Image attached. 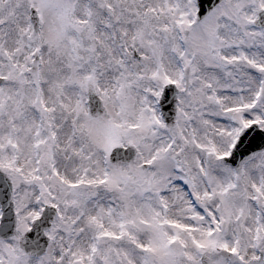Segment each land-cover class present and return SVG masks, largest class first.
<instances>
[{
    "label": "snow or ice",
    "instance_id": "obj_1",
    "mask_svg": "<svg viewBox=\"0 0 264 264\" xmlns=\"http://www.w3.org/2000/svg\"><path fill=\"white\" fill-rule=\"evenodd\" d=\"M0 264H264V0H0Z\"/></svg>",
    "mask_w": 264,
    "mask_h": 264
},
{
    "label": "water",
    "instance_id": "obj_2",
    "mask_svg": "<svg viewBox=\"0 0 264 264\" xmlns=\"http://www.w3.org/2000/svg\"><path fill=\"white\" fill-rule=\"evenodd\" d=\"M166 92H167V90H166ZM167 94H168L169 98H171V93L167 92ZM89 105H90V108H91V111L93 112V114H95L97 109L101 110L100 104L94 95H90ZM170 108H171V104L166 105L164 108H162V113L165 114L166 118L171 115V113L169 111ZM47 219H50V216H46V220ZM46 220H45V222H46Z\"/></svg>",
    "mask_w": 264,
    "mask_h": 264
}]
</instances>
